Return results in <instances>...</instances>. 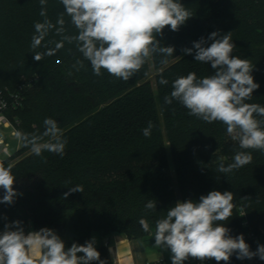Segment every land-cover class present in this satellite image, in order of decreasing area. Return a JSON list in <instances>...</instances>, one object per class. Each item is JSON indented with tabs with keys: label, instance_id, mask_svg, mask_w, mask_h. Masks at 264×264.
<instances>
[{
	"label": "trees",
	"instance_id": "1",
	"mask_svg": "<svg viewBox=\"0 0 264 264\" xmlns=\"http://www.w3.org/2000/svg\"><path fill=\"white\" fill-rule=\"evenodd\" d=\"M180 2L192 17L179 31L166 26L157 36L162 46L175 49L167 60H177L156 75L153 88L148 79L149 58L128 81L103 70L101 76H95L75 42L65 41L63 48L36 61L30 45L34 24L44 20L39 15L40 0H0V6L13 3L22 19L27 20L15 28V37L21 39L15 53H0V89L11 104L6 114L13 125H18L19 132L29 136L42 135L44 120L52 118L67 141L63 156L50 151L36 156L31 146L21 141L12 156L0 160L3 166L12 167L17 193L11 205L0 203V233L6 223L19 220L26 233L53 229L66 248L91 240L93 232L104 236L123 233L154 242V237L139 225L140 218L146 219L154 232L156 220L163 218L177 201L198 202L200 196L212 190L234 195L232 217L219 222L230 229L232 236L246 231L241 208L252 225H264V152L241 149L221 122L206 123L190 116L178 101L166 104L164 99L170 96L177 77L195 72L197 78H203L216 71L210 63L197 62L194 49L192 54H186L184 49L193 48V42L202 37L207 41L205 46H210L212 41L207 38L214 31L221 35L231 32L236 45L232 55L250 61L254 80L260 85L246 103L264 106V0ZM46 11L47 19L54 21L64 9L60 0H47ZM4 20L0 17V22ZM64 20L65 35H77L70 18L64 15ZM61 39L54 28L34 51L46 53L54 48L50 42ZM152 56L156 66L163 64L165 57L161 54ZM77 60L83 61V68H79ZM161 77L169 83L161 85ZM149 122L153 128L150 137H145L143 129ZM48 139L44 137L41 143ZM168 145L175 176L167 155ZM240 151L250 152L251 163L227 174L217 171L220 163L232 164ZM19 152L26 155L11 163L10 159ZM77 185L83 187V192L66 195ZM3 195L0 188V198ZM148 200L156 201V210L145 208ZM96 249L106 264H112L106 246ZM229 264L264 261L253 258L242 263L233 255Z\"/></svg>",
	"mask_w": 264,
	"mask_h": 264
},
{
	"label": "clouds",
	"instance_id": "2",
	"mask_svg": "<svg viewBox=\"0 0 264 264\" xmlns=\"http://www.w3.org/2000/svg\"><path fill=\"white\" fill-rule=\"evenodd\" d=\"M60 3L64 12L53 24L47 19V0H40L39 15L45 19L34 24L35 34L30 45L34 59L41 61L43 55L54 54L63 48L65 41L69 44L75 42L95 76H101L103 70L123 81L138 73L153 54H161L165 57L161 63L167 64V57L173 56L175 49L162 46L157 36L163 34L166 26L179 31L192 17L180 0H60ZM64 15L70 18L77 35H63ZM54 28L62 39L50 42L54 43V48L46 53L34 51L41 47ZM207 40L212 41L210 46H205L207 41L202 37L193 42V48H185L184 52L192 54L194 49V59L210 63L215 73L203 78H197L195 72L177 77L172 82L170 96L164 98L165 103L176 100L190 116L206 123L219 121L241 149L264 152V120L257 119L264 117V106L246 103L260 87L252 75L254 66L248 59L232 55L236 45L231 32L221 35L214 31ZM76 64L79 68L84 67L81 60ZM159 83L167 85L169 81L161 77ZM44 125L45 131L40 136L18 131L16 137L26 146L30 145L36 156H41L44 151L63 156L67 141L62 138L58 122L46 118ZM152 128L149 122L143 135L150 137ZM44 137L49 139L41 143ZM252 158L250 152H237L232 164L220 163L217 171L230 173L251 163ZM15 179L12 167L0 164V188L4 190L0 203H14L17 196L13 187ZM77 191L83 192V187H71L66 195ZM233 200L230 191L212 190L200 196L198 202L177 201L163 218L156 220L154 232L146 219L140 218L138 223L144 232L154 237L155 248L170 251L172 264H185L190 258L201 262L214 259L217 264H229L233 255L238 260L259 258L264 261V245H258L253 251L242 234L233 237L230 229L219 223L232 217ZM145 208L156 210V201L148 200ZM95 244L93 238L66 248L63 239L53 229L41 228L26 233L22 222L17 220L6 223L0 233V264H92L94 261L106 264Z\"/></svg>",
	"mask_w": 264,
	"mask_h": 264
},
{
	"label": "rangeland",
	"instance_id": "3",
	"mask_svg": "<svg viewBox=\"0 0 264 264\" xmlns=\"http://www.w3.org/2000/svg\"><path fill=\"white\" fill-rule=\"evenodd\" d=\"M8 12L9 14H6ZM4 17L5 20L3 22H0V53L8 52L11 54L15 53V50L18 48L17 41L21 39H17L15 36L16 29H18V24L19 22L21 24H24L27 20H23L22 17L20 16L19 9L13 4V3H6L2 6H0V17ZM45 19V18H43ZM56 20L51 21L53 24H56ZM20 26V24H19ZM65 35V33L63 34ZM60 38H62L60 35H58ZM11 38L17 39L11 40ZM12 56V55H11ZM13 57V56H12ZM177 60V58H173L168 60L167 64H162L160 66H156L154 62L153 56L149 57V64H150V70H149V75L148 79L153 85V88H156L155 84V77L156 75L163 70L165 67L169 66L170 64L174 63ZM33 76V75H31ZM26 79H29V77H26ZM14 114V113H13ZM16 115V114H14ZM13 122L12 120H10ZM16 128L18 130L19 127L17 124L14 123ZM15 130L14 126L6 127L3 125H0V135L4 136L5 140L9 143V150L10 152H14L17 149L18 146V139L16 137V134H13V131ZM2 145L0 146V160L6 159V155H4L1 152ZM26 154L23 152H19L17 156H14L12 159H10L11 163H14L18 160H20L22 157H24ZM167 155L170 161L171 169L173 176H175V169H174V160L172 158L171 151L169 149V145L167 147ZM171 260V259H170ZM186 262V261H185Z\"/></svg>",
	"mask_w": 264,
	"mask_h": 264
},
{
	"label": "crops",
	"instance_id": "4",
	"mask_svg": "<svg viewBox=\"0 0 264 264\" xmlns=\"http://www.w3.org/2000/svg\"><path fill=\"white\" fill-rule=\"evenodd\" d=\"M93 238L96 240L95 247L103 245L107 247L112 264H147L161 259L166 264H172L170 251L155 248V241L146 242L143 238H129L123 233L104 236L99 232H93Z\"/></svg>",
	"mask_w": 264,
	"mask_h": 264
},
{
	"label": "built area",
	"instance_id": "5",
	"mask_svg": "<svg viewBox=\"0 0 264 264\" xmlns=\"http://www.w3.org/2000/svg\"><path fill=\"white\" fill-rule=\"evenodd\" d=\"M11 106L7 95L4 93L2 89H0V125L10 127L12 126V122L8 118L6 114V110ZM14 126V125H13ZM15 130L13 134L18 132L17 128L14 126ZM21 140L18 139L17 149L20 147ZM2 145L1 152L6 155V157L12 156L13 152L9 150V143L5 140L4 136L0 135V146ZM240 215L243 216L242 225L246 228L245 233H242L244 236L245 242L250 246L251 250L255 251L258 245H264V225H252L247 218L245 210L241 208ZM238 236V235H236ZM235 237V236H233ZM249 261L248 259L241 260L242 263ZM217 262L213 260H205L201 262L197 259H189L185 262V264H210ZM221 263V262H220ZM147 264H166V262L161 259L155 262H149Z\"/></svg>",
	"mask_w": 264,
	"mask_h": 264
}]
</instances>
